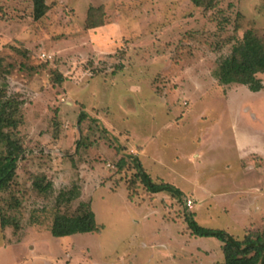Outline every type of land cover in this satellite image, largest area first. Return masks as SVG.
I'll list each match as a JSON object with an SVG mask.
<instances>
[{"label":"rangeland","instance_id":"1","mask_svg":"<svg viewBox=\"0 0 264 264\" xmlns=\"http://www.w3.org/2000/svg\"><path fill=\"white\" fill-rule=\"evenodd\" d=\"M48 5L37 22L29 0H0V84L24 102L26 149L0 193V221L20 222L0 227V264L224 263L222 242L193 237L189 215L239 240L264 234V90L227 81L221 65L246 32L264 40V0ZM91 8L103 26L87 29ZM135 159L183 197L142 185L130 196ZM34 181L53 188L38 192ZM74 185L81 197L59 210ZM80 202L101 231L53 237L55 214Z\"/></svg>","mask_w":264,"mask_h":264},{"label":"trees","instance_id":"2","mask_svg":"<svg viewBox=\"0 0 264 264\" xmlns=\"http://www.w3.org/2000/svg\"><path fill=\"white\" fill-rule=\"evenodd\" d=\"M29 1L31 16L34 21L42 20L49 10L48 0ZM190 1L196 7L206 5L210 8L213 6L214 0ZM94 11L91 8L87 14V29H94L104 25L101 18L98 21H94ZM221 65L229 76L227 81L231 80L233 83L246 86L255 93L264 90V84L258 77L261 74L264 75V40L254 32H246L242 40L237 41L233 46L231 56L224 60ZM2 70V60L0 59V71ZM2 84L4 85L0 84V193H7L18 178L19 165L26 160L24 140L17 134L22 125V106L24 102L17 96L9 95L7 88H5L7 85L5 83ZM84 146L86 147L87 145L84 144ZM135 162L134 169L137 170V173L130 182V193L132 191L135 192L142 185L152 195L166 193L177 200L183 197V192L170 183L155 182L143 170L139 159H135ZM125 167L126 163L121 161L119 170H124ZM33 185L41 193L48 192L53 188L51 182L34 181ZM133 195V193L130 194V196ZM80 197L81 191L78 185H74L71 189H63L56 199V206L61 210L62 207L70 205ZM189 216L186 223L193 237L216 238L222 242L224 254V263L222 264H264V234L249 235L243 240H239L223 230L202 227ZM0 227L4 230L10 227L19 230L20 222L16 218L2 216ZM49 231L55 238H66L77 234L99 233L101 230L91 205L86 202H80L76 213L73 215L57 212Z\"/></svg>","mask_w":264,"mask_h":264},{"label":"built area","instance_id":"3","mask_svg":"<svg viewBox=\"0 0 264 264\" xmlns=\"http://www.w3.org/2000/svg\"><path fill=\"white\" fill-rule=\"evenodd\" d=\"M188 206H189V208H193V202L192 201H188Z\"/></svg>","mask_w":264,"mask_h":264}]
</instances>
